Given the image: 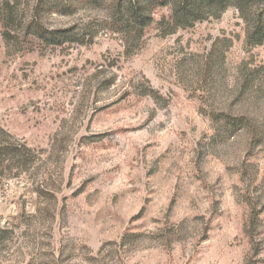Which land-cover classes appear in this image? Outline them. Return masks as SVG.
<instances>
[{
    "label": "rangeland",
    "instance_id": "1",
    "mask_svg": "<svg viewBox=\"0 0 264 264\" xmlns=\"http://www.w3.org/2000/svg\"><path fill=\"white\" fill-rule=\"evenodd\" d=\"M106 10L0 0V264H264V43Z\"/></svg>",
    "mask_w": 264,
    "mask_h": 264
},
{
    "label": "trees",
    "instance_id": "2",
    "mask_svg": "<svg viewBox=\"0 0 264 264\" xmlns=\"http://www.w3.org/2000/svg\"><path fill=\"white\" fill-rule=\"evenodd\" d=\"M96 2L100 0H94ZM107 16L101 26L119 33L128 48L139 43L145 30L158 22L164 23L168 32L189 27L207 17H218L227 8L236 7L246 23L247 42L253 45L264 43V0H103ZM259 1V2H258ZM161 7L170 9L169 16L159 21L155 11ZM72 29L63 30L60 42L70 41Z\"/></svg>",
    "mask_w": 264,
    "mask_h": 264
}]
</instances>
